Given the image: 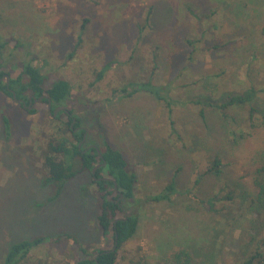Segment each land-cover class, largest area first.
Wrapping results in <instances>:
<instances>
[{
    "label": "rangeland",
    "instance_id": "374dc122",
    "mask_svg": "<svg viewBox=\"0 0 264 264\" xmlns=\"http://www.w3.org/2000/svg\"><path fill=\"white\" fill-rule=\"evenodd\" d=\"M1 42L5 76L30 61L49 82L68 81L64 108L87 130L85 145L104 135L137 176L130 206L138 230L114 264H175L180 249L190 252V264H239L257 250L264 254V215L250 207L255 178L264 181L257 173L264 127L237 137L248 108L232 109L230 138L219 113L205 109L203 120L192 103H223L250 84L264 86V0H0ZM147 81L164 88L170 111L151 95L122 93ZM254 105L264 111V95ZM31 108L36 112L0 92V261L12 244L42 236L68 234L90 249L108 247L95 225L92 171L76 174L47 202L54 189L43 184L42 155L66 129L45 105ZM215 156L221 173L195 185ZM171 181L169 201L150 200ZM229 191L233 198L226 199ZM200 200H211L213 209ZM76 258L67 240L34 248L22 264Z\"/></svg>",
    "mask_w": 264,
    "mask_h": 264
},
{
    "label": "trees",
    "instance_id": "16d2710c",
    "mask_svg": "<svg viewBox=\"0 0 264 264\" xmlns=\"http://www.w3.org/2000/svg\"><path fill=\"white\" fill-rule=\"evenodd\" d=\"M5 44L6 42H1L0 49H3ZM225 46L226 44H223L214 48L222 49ZM1 68L2 65L0 64V92L15 102L16 100H20L21 106L23 105L28 113H35L36 109H27L25 106L42 96H45V98L39 103L45 105L46 109L48 103H50V116H52L55 109H61L54 119L59 121L66 130L60 128L61 135L59 138L48 142L42 155V162L46 168L43 184L51 185L54 189V193L47 199V202L55 200L65 183L76 174L82 171L91 173L99 165L94 174H90L92 182L95 185V196L98 199L95 225L108 247L90 249L79 244L76 237L68 234L57 237L42 236L12 244L5 252L0 264H22L27 260V256L34 248L45 243L54 244L67 240H71L76 250L77 258L72 261L73 263L66 261V264H114L117 260L119 249L132 239L138 230L139 217L133 211L135 205L130 206L135 198L137 176L129 169V164L124 155L112 148L104 135H98L96 137L97 140L95 138V141L92 142L96 145V149L84 150V147H79L80 137L78 133L73 132V128L79 126L80 121L73 115L72 110L64 108L71 95V85L68 81L58 78L49 82L47 76L42 73L41 68L33 66L29 61L23 62L20 70L16 73H6V76L9 77L7 84L5 78L1 79L2 75H5ZM109 68H111V63L106 64L101 69L98 79H101ZM131 86L132 91L129 93H125L124 89L122 90V93L126 97H132L137 92H142L153 96L158 101L166 102L168 109L171 106L169 99L167 101L165 95H162L164 88H158L150 81L134 82L131 83ZM12 94H14L15 99H13ZM261 95H264V86L257 88L253 84H250L244 91L229 97L223 103L202 102L200 100H192V103L199 107L198 115L203 120H206L205 109H213L219 113L230 138L236 134V130H233L228 125L229 120L233 119L229 110L234 109L239 114L241 113L238 112L239 110H244L247 107V115L244 121H242L243 124H240L237 130V137L244 138L246 134H249L255 128L264 127V111L254 105ZM1 119L4 131L9 135L10 122L5 115H2ZM75 122L76 124L73 125ZM72 125L73 128L71 127ZM247 126L249 130H246ZM84 131L86 135L87 130L84 129ZM67 132L70 133V137L67 135ZM86 136L88 143L91 140L88 138V133ZM97 150L100 152V155ZM220 165L219 157H213L206 171L195 180V185L200 183V179L208 174L219 175L221 173ZM257 173L264 177V165L257 169ZM254 184L257 190L255 196L252 198L250 207L258 215H264V181L256 177ZM172 189H174L173 181L166 185L160 193L149 196V198L154 202L169 201V197L172 194H169V191ZM233 192L235 191H229L225 198H233ZM195 198L198 199L197 197ZM200 202L205 203L207 208L213 209V202L211 200L204 202L200 200ZM115 243L116 248L113 251L112 248ZM261 245L264 246V242ZM258 248L262 247L258 246ZM191 260L192 257L189 251L180 249L173 254L175 264H190ZM261 262H264V254L257 250L254 255L248 256L246 260L239 264H260Z\"/></svg>",
    "mask_w": 264,
    "mask_h": 264
},
{
    "label": "flooded vegetation",
    "instance_id": "af4514ba",
    "mask_svg": "<svg viewBox=\"0 0 264 264\" xmlns=\"http://www.w3.org/2000/svg\"><path fill=\"white\" fill-rule=\"evenodd\" d=\"M5 75H2L1 79H4ZM23 106V105H22ZM24 107V106H23ZM76 122L73 124L75 125ZM73 125L71 126L73 128ZM73 132L74 133H78V136L80 137V141H79V147H84V150H88V149H96V145L95 144H89V145H85V143L87 142V132L86 135L84 134V128H82L80 125L77 126L76 128H73ZM85 145V146H84Z\"/></svg>",
    "mask_w": 264,
    "mask_h": 264
},
{
    "label": "water",
    "instance_id": "95a60500",
    "mask_svg": "<svg viewBox=\"0 0 264 264\" xmlns=\"http://www.w3.org/2000/svg\"><path fill=\"white\" fill-rule=\"evenodd\" d=\"M8 80H9V77L6 76V77H5V81H6L7 84H8ZM12 95H13V99H15L14 94H12ZM30 98H32V97H30ZM43 98H45V96H42V97H40V98H38V99H35L34 102H40ZM16 102L20 103V100H16ZM32 103H33V101H31V102L29 103V105H27V106H25V107H26L27 109H29V108L31 107ZM47 110H48V112H50V110H51L50 103H48V105H47ZM59 110H61V109H55V110L53 111L52 117H55ZM97 152H98V150H97ZM98 154L100 155V152H98ZM98 167H99V165H97V166L92 170V173H93V174H94L95 170H96ZM115 190H116V186H115ZM115 248H116V243H115L114 247L112 248V250L114 251Z\"/></svg>",
    "mask_w": 264,
    "mask_h": 264
},
{
    "label": "crops",
    "instance_id": "0c3cea01",
    "mask_svg": "<svg viewBox=\"0 0 264 264\" xmlns=\"http://www.w3.org/2000/svg\"><path fill=\"white\" fill-rule=\"evenodd\" d=\"M146 95V94H145ZM137 181H138V179H137Z\"/></svg>",
    "mask_w": 264,
    "mask_h": 264
}]
</instances>
